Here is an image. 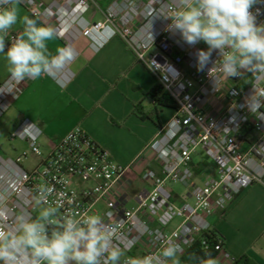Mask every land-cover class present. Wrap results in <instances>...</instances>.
<instances>
[{
	"label": "built area",
	"instance_id": "1",
	"mask_svg": "<svg viewBox=\"0 0 264 264\" xmlns=\"http://www.w3.org/2000/svg\"><path fill=\"white\" fill-rule=\"evenodd\" d=\"M167 3L112 0L104 9L100 0H51L49 4L25 0L21 4L33 17L54 27L58 38L69 42L68 49L80 37L97 49L115 37L122 39L163 87L177 112L148 146L160 171L144 170L147 187L134 197L122 191L130 167L116 163L81 127L45 151L41 127L23 120L10 141L24 142L27 149L13 158L0 147V194L5 197L0 201L4 214L0 231L12 230L20 213L34 215L37 187L47 185L53 189L50 199L62 212L111 213L106 217L109 222L122 223L114 243L128 257L157 254L169 241L180 245L183 255L199 241L205 251L225 253L223 241L211 234L213 218L225 215L244 190L264 182V117L249 111L247 98L253 95L255 82L242 85L249 72L241 70V75L227 77L218 51L200 70L199 54L207 52L208 45L203 41L190 45L178 31L169 30L171 20L155 14ZM257 10V23H264V0L253 6L252 11ZM91 11L102 13L104 20L88 18ZM19 35L10 32L8 39ZM35 80L16 81L9 75L0 83V121ZM258 88L264 89V83ZM259 111L264 113V107ZM248 129L253 136L241 138ZM198 153L215 166V174L200 182L193 168ZM31 159L36 164L28 168L26 162ZM173 184L186 188L182 203L174 200ZM131 200L135 202L132 207ZM176 220L179 223L171 231Z\"/></svg>",
	"mask_w": 264,
	"mask_h": 264
},
{
	"label": "crops",
	"instance_id": "2",
	"mask_svg": "<svg viewBox=\"0 0 264 264\" xmlns=\"http://www.w3.org/2000/svg\"><path fill=\"white\" fill-rule=\"evenodd\" d=\"M100 3L104 9L110 2L100 0ZM19 8L21 16L33 17L23 5ZM88 18L103 21L104 15L91 11ZM21 31L17 24L10 32ZM68 43L57 38L49 41L48 47L55 53L57 48H67ZM70 50L72 57L62 68H53L26 86L23 96L9 111H13L15 128L25 119L34 122L41 127L43 147L49 151L75 127H81L116 163L130 167L122 191L134 197L147 187L142 179L143 171H160L148 146L162 135L175 116L176 107L169 99L168 106L158 108L157 116H142L137 107L141 106L151 116L154 105L147 95L158 82L122 39L115 37L97 49L89 39L80 37ZM9 75L4 54L0 53V83ZM244 147L248 148L249 144ZM26 149L24 142L16 141L11 142L8 151H2L14 158ZM193 168L197 182L215 174L214 164L202 153L194 157ZM171 188L176 203H182L186 189L179 193L173 185ZM134 205L131 200L129 206ZM213 224L224 240L225 249L224 254L217 255V264H233L243 256L264 264V182L244 190L225 215L213 218Z\"/></svg>",
	"mask_w": 264,
	"mask_h": 264
},
{
	"label": "clouds",
	"instance_id": "3",
	"mask_svg": "<svg viewBox=\"0 0 264 264\" xmlns=\"http://www.w3.org/2000/svg\"><path fill=\"white\" fill-rule=\"evenodd\" d=\"M258 2L168 0L155 14L170 19L169 30L178 31L186 43L203 41L208 45V51L199 54L200 70L211 62L212 52L218 51L227 77L239 76L241 70L250 72L255 91L247 98L249 111L264 117L259 111L264 107V89L258 88L264 83V23H257L259 10L252 11ZM24 3L0 0V53L4 54L7 72L16 81L38 79L53 68H62L72 57L66 47L50 51L48 42L58 38L56 29L38 18L21 16L19 6ZM17 24L22 31L9 41V33ZM52 194L51 187L39 185L33 198L35 214L20 213L12 230L0 231V264H217L210 252L184 256V249L172 241L157 254L128 257L114 243L122 223L109 222L106 217L111 213L62 212L50 199ZM4 198L0 194V201ZM3 220L0 213V223Z\"/></svg>",
	"mask_w": 264,
	"mask_h": 264
},
{
	"label": "trees",
	"instance_id": "4",
	"mask_svg": "<svg viewBox=\"0 0 264 264\" xmlns=\"http://www.w3.org/2000/svg\"><path fill=\"white\" fill-rule=\"evenodd\" d=\"M108 2H111L112 0H107ZM253 81L252 79V74L249 72L246 76V78L243 81V84L245 87L250 85V83ZM147 99L149 100V102H153L155 101L156 104L154 105V110L151 114V116H149V114L147 115V113H145L143 110V108H141V106L137 107L138 110L142 113V116L150 118L152 116H157L158 115V108L159 107H164V106H168V102H169V96L168 94L165 92V90L163 89V87L160 84H157L155 86V88L153 89V91H151L148 95H147ZM253 130L252 129H248L246 130V135H241V138L246 139L248 136H253ZM211 234L214 236L215 239H220L221 241H223L224 244V240L221 237V235L216 231H212ZM205 237L211 239L212 237L209 234H206ZM213 239V238H212ZM190 252H197L200 255H203L205 252H210L211 255L216 259L218 253L216 251L210 250V251H205L203 249V247L201 246L200 241L198 243H196L190 250H188L184 256H187L188 253ZM233 264H256V262L251 259L248 256H243L238 260H235L233 262Z\"/></svg>",
	"mask_w": 264,
	"mask_h": 264
},
{
	"label": "rangeland",
	"instance_id": "5",
	"mask_svg": "<svg viewBox=\"0 0 264 264\" xmlns=\"http://www.w3.org/2000/svg\"><path fill=\"white\" fill-rule=\"evenodd\" d=\"M15 125H14V117H13V111L7 113L5 117L0 121V147L4 151H8L10 149V135L13 131H15ZM43 141V140H42ZM14 143V142H12ZM43 145V143H42ZM44 146V145H43ZM44 148V147H43ZM45 150V148H44ZM36 164L35 160L31 159L26 162V166L28 168L34 167ZM173 187L175 190H177L179 193L185 191V187L180 184H173ZM179 221H174L170 225V230H174L177 227V224Z\"/></svg>",
	"mask_w": 264,
	"mask_h": 264
}]
</instances>
